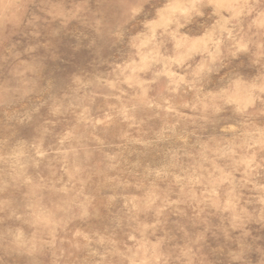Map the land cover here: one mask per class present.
Wrapping results in <instances>:
<instances>
[{
	"label": "clouds",
	"instance_id": "9594fccd",
	"mask_svg": "<svg viewBox=\"0 0 264 264\" xmlns=\"http://www.w3.org/2000/svg\"><path fill=\"white\" fill-rule=\"evenodd\" d=\"M0 264H264V0H0Z\"/></svg>",
	"mask_w": 264,
	"mask_h": 264
}]
</instances>
